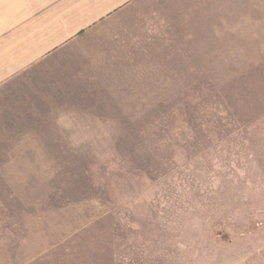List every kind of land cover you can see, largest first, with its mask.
I'll return each mask as SVG.
<instances>
[{
    "label": "rangeland",
    "instance_id": "rangeland-1",
    "mask_svg": "<svg viewBox=\"0 0 264 264\" xmlns=\"http://www.w3.org/2000/svg\"><path fill=\"white\" fill-rule=\"evenodd\" d=\"M111 15L0 47V264H264V0Z\"/></svg>",
    "mask_w": 264,
    "mask_h": 264
},
{
    "label": "crops",
    "instance_id": "crops-1",
    "mask_svg": "<svg viewBox=\"0 0 264 264\" xmlns=\"http://www.w3.org/2000/svg\"><path fill=\"white\" fill-rule=\"evenodd\" d=\"M133 0H0V47L14 44L23 48L19 58L23 65L29 61H42L48 55L59 53L63 47L81 41L77 33L85 26L121 10ZM77 6H83L87 16L81 17L79 26L66 22ZM121 8V9H119ZM104 16V17H103ZM106 16V17H105ZM107 20V19H104ZM29 37L35 38L31 48L23 46Z\"/></svg>",
    "mask_w": 264,
    "mask_h": 264
}]
</instances>
